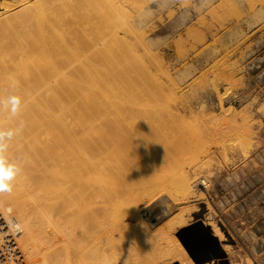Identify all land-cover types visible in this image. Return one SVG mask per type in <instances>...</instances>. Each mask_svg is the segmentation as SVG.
Wrapping results in <instances>:
<instances>
[{
  "label": "bare ground",
  "instance_id": "obj_1",
  "mask_svg": "<svg viewBox=\"0 0 264 264\" xmlns=\"http://www.w3.org/2000/svg\"><path fill=\"white\" fill-rule=\"evenodd\" d=\"M11 1V3L3 1L2 5L4 6L2 8L5 12L11 11V8L15 9L17 6L13 5L15 3L18 5L23 3V5L18 9L16 8L15 13L1 16L0 24L2 20L20 14L28 8L31 9L38 5L37 8L40 6L38 11H41L47 9V6L49 8L50 4L57 6L60 0L56 1L58 4L55 0ZM67 1L68 4L73 2V0ZM253 1L256 0H250L252 9L256 7ZM64 2L60 3L63 4ZM116 2V0H83L79 2L78 6L74 5L77 6V9H74L79 10V12H72L68 8L71 4H67L65 10L72 12V16L69 15L70 23L72 17L75 16L77 19V12L78 14L83 12L86 15L92 12L94 7V10H98L101 15L97 23L99 28L103 30H100L101 33L104 32L107 38L111 36L112 39L114 36V40L126 43L131 52L124 47L125 44L119 47L116 43L118 49L113 39L111 44H113V48L115 45L116 50L112 51L115 48H111L112 45L108 43L107 38L105 39L104 34H102L104 37H97L100 35L99 32L97 36L94 34V37L97 38L91 35L94 30L89 34L94 39L89 35L85 36V39L89 38V40L87 39V42L82 43L79 47L80 38L84 41L82 37L89 32V28L84 30L86 33L77 34L80 35V38L75 36L77 40L72 38L74 36L71 34L70 40V37H67L70 36L68 34L74 33L77 28L75 30L73 27L72 32H66L67 36L64 34L67 31L65 25L68 23V19H64V16L68 18V15L66 12H64L66 13L64 16L57 14V11L60 10L58 6L61 4L57 6V10L37 19V34L34 35L31 32L28 34L17 33L13 35V38L9 37L11 41L13 40L12 42H6L5 39L8 38L6 37L5 43L3 41L4 44L0 43V99L16 95L21 98L22 103V110L15 118H10L6 111L0 110V130L19 129L10 142L8 155L15 159L22 168L20 177L15 181L13 192L10 194L0 193V217L4 229L7 230L6 235L12 237L16 249L20 251L27 264H175L176 262L179 264H196L175 232L189 223L188 213L197 209V206L196 204L193 205L194 203L192 205L178 204H180L179 202L190 201L192 197H198V200L206 198L203 189H198V187L204 185L207 188L211 181L205 177L207 175L202 174V171L206 165L211 164V160L218 151L224 155V158L227 157L228 144H225L226 139L223 138L227 136L230 138L236 136L235 138H237V136L241 137L244 134V142L242 147L240 146L243 151H246V148L252 144L251 139L246 140V135L251 136L253 133L251 120L243 112L235 110L234 107L233 109L226 107L222 108V114L217 116L205 113L203 109H196L181 94L183 90L181 93L178 91L179 87L177 86L179 85H176L177 82L175 83L173 79L170 81L171 78L169 81L172 84L170 83L169 89H171L172 94L167 96L146 97L145 95L144 97L141 96V94L144 95V92L136 94L138 89L135 90L136 93L132 91L136 87L134 79L131 78L129 81L120 74L124 70L123 60L120 56L124 50H120L123 47L125 50H129L127 51L128 54L133 55L132 52H139V45L144 47L147 44L141 37L143 34L138 36V32L135 35L140 39L138 41L136 39V42L121 37V29L114 27L118 25L114 24L118 19L114 18L115 21L112 19L113 9L117 6L120 7ZM136 2L140 1L136 0ZM141 2V4H145L147 1ZM256 2L258 3V1ZM130 3L129 7H131ZM140 3L139 5H141ZM187 3L185 2L183 6ZM222 3L220 2V4ZM139 5H136L138 10L144 7V5L141 7ZM228 5L230 4H225L229 7ZM73 7L71 8L73 9ZM230 7L232 8V5ZM120 9L117 8L118 11ZM213 9L212 6L208 14L213 15ZM225 11L222 10L223 13ZM231 11L226 12L232 14ZM220 13L218 14L221 15ZM238 13L236 12V14ZM216 14L214 13L213 16ZM229 14L224 13V15ZM120 16L122 18L124 14ZM217 16L216 19H218ZM86 17H88L86 21L89 22L95 16L91 19L89 18L90 15ZM221 17L220 19H223L224 16L221 15ZM124 18L129 21L128 17ZM83 20H85V16ZM200 20L202 21V19ZM5 25L3 26L5 27ZM70 25L73 26L74 24ZM193 28L188 32H192ZM104 29L106 30L104 31ZM123 29L126 32L129 31L126 27ZM133 30L135 29L132 28ZM132 31H130L131 34ZM58 36L61 38L60 43L58 38V42L56 41ZM197 36L199 37V35ZM201 36L203 37V34ZM67 38L71 44L73 40H76L77 43L79 39L78 44H76L77 49L68 43ZM64 40L71 47L74 46V52L70 50L71 47L66 46ZM13 45L18 46V48L15 47L17 48L16 51L8 48L13 47ZM63 46L64 48L67 47L66 49L69 50V53L71 52L70 54L75 53L72 58L75 56L77 62H80L78 69L73 65V61H69L70 58L63 56ZM117 49L118 52H116ZM141 49L143 50V48ZM67 51L65 50V52ZM144 51L146 54V49ZM155 53L151 54L148 51V54L152 56ZM131 55L128 57L130 58ZM122 56L124 58L125 54ZM138 56L140 57L139 65L143 67L145 59L142 55ZM128 57L127 60H129ZM149 59L148 61H150ZM155 60L153 62L158 64ZM62 62L65 64L61 66L60 63ZM147 65L145 66L147 67ZM67 67L72 72L68 70L66 73L64 69ZM131 67H129L130 70H132ZM133 67L136 68V66ZM233 67L232 65V69ZM222 69L224 71L225 68L222 67ZM218 71L217 74L219 75ZM162 72L165 73L164 69ZM226 72H223V78ZM136 73H139V68ZM229 73L228 75L232 71ZM169 74L168 72L165 73L166 77ZM134 75L136 74H132V76ZM136 77L138 76L136 75ZM220 77L222 78V76ZM87 79H91L95 85L96 79H104L108 85L116 84L119 91L103 95V100L99 101L98 104L99 99L97 100L95 97L91 99V95H94L93 92L96 91L88 90L92 94H90L91 100L87 99L89 92L82 87V82ZM125 79L130 82V85L135 86L130 91L128 90L129 92L123 91L121 88V83L125 82V85L127 83L124 81ZM234 80L237 79L234 78ZM198 82L199 80L195 84ZM166 84L168 85V83ZM232 85L230 86L233 88ZM98 86L100 87V85ZM84 89L88 93L84 92ZM111 89L114 88L111 87ZM139 89L142 90L141 87ZM216 90L215 92H217ZM74 92L79 97L86 98L87 101L80 99L86 104L80 102V105L76 103L78 105L76 106L74 101L79 99L73 101V97H76ZM184 94L186 93L184 92ZM98 95L95 94L96 98ZM147 95L150 96L148 93ZM222 100L224 99L219 97L221 106L223 105ZM240 116L243 119L242 123L239 122ZM170 118H172L173 125L169 123L171 122ZM175 118L177 122L179 120V124L174 122L176 121ZM165 119L167 120L165 121ZM206 122L219 124L223 133H218V135L206 133V137H204L203 132H207L206 127H204V124H208ZM189 125H196L200 129L198 131L194 128L188 134L183 133L185 128L183 130L182 128L190 127ZM75 130L76 133H71ZM232 140L235 139L232 138ZM218 141L220 142L219 150L213 151L210 143L213 142L214 145V142L218 144ZM186 143L193 145L192 148L187 147ZM185 160H189L190 165L189 161L187 164L184 162ZM179 164L182 166L179 167ZM172 166L175 169H177L176 166L179 167L178 170L173 169L174 172H178L177 176V173H174L175 178L174 176L173 178L169 177L170 174L168 177L165 176L169 172L168 170L172 169ZM157 196L159 198L154 201L156 203L151 205L150 209L154 214L158 213V209L161 210L160 220L155 224L151 223L141 213L147 223L140 216V203L151 204V201ZM158 224L160 225L156 227ZM210 224L220 242L225 240L221 229L215 223ZM223 248L228 253L231 264H251L250 259L242 261L237 251L234 252L230 245H223Z\"/></svg>",
  "mask_w": 264,
  "mask_h": 264
},
{
  "label": "rangeland",
  "instance_id": "obj_2",
  "mask_svg": "<svg viewBox=\"0 0 264 264\" xmlns=\"http://www.w3.org/2000/svg\"><path fill=\"white\" fill-rule=\"evenodd\" d=\"M3 1L10 2L11 0H8V1L7 0H0V8H1L0 9V12H1L0 17L1 16L2 17L8 16L9 13H15L16 8L18 9V7L23 5V3L19 4V5H18V3H15V4H13V5H17L15 7V9L11 8L10 9L11 11L5 12L4 9L2 8L4 6V5H2ZM31 1L34 2L35 0H31ZM56 1H58V0H55V2ZM69 1H71V0H69ZM78 1L79 0H73V2H72V3H74L73 6L74 5L78 6L79 2H81L83 0H80L79 2ZM116 1H117L116 4L120 5L121 9L119 6L116 5L117 7L115 9H113L114 13L112 14L113 15L112 19H113V21H115V19H118L114 22V24H118V25H115L114 27H117L116 29H119V30L121 29L120 30L121 35H122L121 37H123V38L125 37L124 39L130 40L133 42L135 40V42H136V39H137V41L140 39V37H138V36H140L141 34H143V35L145 34L144 35L145 37L143 35H141V37L145 40L144 42L147 44V45H144L146 52H147L146 54H145V51H144L145 49H144L143 45H139L137 43L139 45L138 46L139 52L138 53H136L137 51L132 52L133 55H131V54H128L129 52H127L130 50V48H128L127 44L124 42H120V41L118 42V41L114 40L113 39L114 36H112V39L114 40L115 45H116V43H118L117 45L120 47V45L122 46V44L123 45L125 44L124 47L129 49V50H125V48H123V47H121L122 49L120 48L121 49L120 51H122V50H124V51H122L123 53H121V52H119V53H121L122 55L125 54V56H124L125 59L123 58L122 55H120L122 60L124 61V62L122 61L124 70L121 71L122 73L120 72V74L124 75L127 80L131 81V78H132L136 82L135 83L136 87H135V86L130 85V82H128L126 79L124 80V81H127L126 85H125V82L122 81L123 83H121L122 84L121 88L123 91L126 90V92H129L131 90V88L135 87L134 90H132V91H134L135 93L137 91L136 94H141L144 92L143 93L144 95L141 94V96H144V97H145V95H146V97H155V96L158 97V95L160 97L161 96H167L171 93V89H169L170 88L169 86H171L172 82H170V81L174 80L175 83L177 82L176 85L177 84L179 85V86H177V87H179L178 91H180V93H181V91L183 90L181 94H183L189 100V102L191 103V105L194 108L201 109V110L203 109V111H205V113L215 114L218 116V115L222 114L221 113L222 108L224 109V108L228 107V108L233 109V107H234L235 110L240 111L241 113L243 112V114L246 117H249V119L251 120L253 133L251 134L252 137L250 135L249 136L246 135V140L251 139L252 144L250 146H248V148H246V151H243L241 148L242 144L244 142V140H243L244 134L241 137L237 136V138H235L236 136H233L231 138L227 136L226 138H223L224 140L226 139L225 144H228L227 149H226V155H227L226 158H224V155L218 151L219 146H220L219 141H218V144H217V142H216V144L214 142V145L212 144L213 142L210 143V146L212 145L211 146L212 150L218 151V152H217L216 156L211 160V164L206 165L204 167L205 169L203 168L202 174L207 175L205 177H208V179H210L211 184L207 188L204 187V185H199V187H198V189L199 188L203 189V191L205 192L206 198L198 200V197L197 198L192 197L190 201L179 202L180 204H178V205H183V204L192 205L193 203H194L193 205L196 204L197 209L192 210L190 213H188V220H189L188 224L195 222L196 220H203V222L206 225L210 226L211 232L213 234H215L213 227L210 224V223H212V224L215 223L221 229V231L223 232L224 237H225V240H223L222 242H220V240H219L222 247H223V245H230L231 249L234 252L237 251V254L241 257L242 261L250 259L252 261L251 264H264V0H256V1H258V3L256 1L255 2L253 1V4L254 3L256 4V7L253 9L250 6L252 4L250 2V0H188V1L182 0V3H180L181 0H146L147 2L145 4H141V3H144V2H141L143 0H137V1H140L141 3L136 2V0H133V1L132 0H129V1L125 0L128 3L125 1H121V0L120 1L116 0ZM225 1L226 2L229 1V2L226 3ZM11 2H13V1H11ZM60 2H64V1L63 0L58 1L59 4L56 2L58 5L61 4L60 6H58L55 3V5L58 6V9L60 7V10L57 11V14L59 13L58 14L59 16H61L63 14V16H64L67 13L68 18H67V16H64V19H66V20L68 19L67 22L69 23V17H70L69 15L72 16L73 11L76 13V11L79 12V10H76L77 6L73 7L72 3L68 4L67 0L63 3L64 5ZM77 2H78V4H77ZM130 2L131 3L134 2L132 4L133 5L135 4V5L133 6ZM183 2L184 3L189 2V3H187V5L183 6V4H184ZM220 2H223V3L220 4ZM224 2L226 5L227 4L232 5V8L230 7V5H228L229 7L225 6ZM129 3H130L131 7H129ZM139 3L142 6L144 5V7H141V5H139ZM217 3L219 5H216ZM67 4L68 5L71 4L70 6L73 7V9L70 6H68ZM62 5H63V8H61ZM66 5L68 6L69 9H71L72 12H70V10L68 11L67 9H66L67 11L65 10V7L67 8ZM136 5H139L141 7V8H139L140 10H138V6H136ZM37 6L32 7L31 9L28 8L20 14L13 15L12 17H9V18L2 20V22L0 24V40H1L0 43L1 44L5 43L4 39L6 37H8L7 40L5 39L6 42L11 41L10 38H13V35L17 34V33H23V34L27 33L28 34V32L29 33L31 32V33H34V35H35V33L37 32V21H38L37 19L42 18L45 15L50 14L52 11L57 10V6H54L51 4L49 5V8L47 6V9H45V10L43 9L44 11L43 10L38 11L40 6L38 8H37ZM212 6L214 8L213 9L214 13L218 14L221 12L220 14L222 16H224L223 19H220L222 17L219 14H218L219 17L217 16V14H216V16L220 21L218 19H216V16H213L214 15L213 12H212L213 15L208 14V11L212 8ZM102 7H103V4H102ZM122 7H124L125 9ZM132 7H133V9H132ZM226 7H227V9H225ZM35 8H37V10H35ZM74 8H76V9H74ZM117 8H119L120 10L118 11ZM220 8H222L223 11L224 10H226V11L232 10L231 12L233 15L231 13L230 14L227 13L226 11L224 13L229 14V15H224V13L222 12V10H220ZM229 8H231V10H228ZM95 10L93 7L92 12L94 11L93 12L94 14L97 13L96 15H94V14L92 15V12H90L91 14L89 13L86 15L83 12H81V14L80 13L78 14V12H77V15H76V16H78L77 19L74 16V14H75L74 13L73 14L74 17H72L71 19L73 20L75 18L78 21V23H76L77 22L76 20H73V21H75L73 23L72 20L70 19V23L68 26V23L65 22V23H67V25H65V28H67V31L64 32V34H66V36H67L66 32H72L71 29L73 30V27H74V29L77 28V30L75 29L76 30L74 32L75 34L74 33L68 34L70 36H67V37L68 38L70 37L69 38L70 40H71L72 36H74L72 38L77 40V38H80L79 37L80 35H77V34H81L82 32L86 33L84 30L89 28V30H88L89 32L86 33L87 35L84 34L83 37L81 36L84 39V41L81 38H80V41L78 39L79 44L81 43L80 45H78L79 47L82 45V43H86L87 39L89 40V38H87V39H85V38L91 33L92 30H94V32H95L94 33L92 31V33H91V35L93 37H94V34H95V36H97V35H99V33H100V35L97 37H101V36L104 37V35H105L104 32L101 33V31H103V30H101V28H99V25H97L99 17L101 16L100 12L98 10H96V11ZM169 10H170V12H169ZM171 10L173 11L172 12L173 14L171 13ZM217 10H218V12H217ZM127 11H129V12H127ZM64 12H66V13H64ZM68 12H70V14H68ZM122 12H124V13H122ZM174 12H175V14H174ZM236 12L237 13L241 12V13L236 14ZM123 14H124V17H128L129 21L126 20L127 18H124V17H122L123 19L121 18L120 15L123 16ZM87 15L91 16V17H89L90 19L93 18L94 16L95 17H94V19H91V20L89 19L90 21L88 22V21H86L87 20L86 18H88V17H86ZM236 15H237V17H236ZM84 16H85V20H83ZM200 19H202V21ZM66 20H64V21H66ZM92 20H94V21H92ZM121 20H123V21H121ZM223 20H225V21H223ZM226 20H227V22H226ZM117 21H120V22H117ZM90 22H92V23H90ZM127 22H128V25H127ZM87 23H89V24H87ZM70 24H74V25L71 26ZM81 24H82V26L83 25H85V26L82 27ZM202 24H203V26H202ZM3 25H5V27ZM86 25H89V26H86ZM90 26H92V27H90ZM96 26H98V27H96ZM151 26L152 27L154 26V27L152 28ZM222 26H224V27H222ZM125 27L128 28L129 31H127V32L124 31L123 28H125ZM190 27L191 28L194 27L192 29V32H188L191 29ZM79 28H80V31H78ZM132 28L135 30L132 31ZM199 29H201L200 30L201 32L199 31ZM203 29H204V31H203ZM96 30H97V32H96ZM105 30L106 29H104V31ZM195 30H198V31H195ZM130 31H132L133 35L131 34ZM140 31H141V33H140ZM137 32H138V34H137ZM64 34L62 35L63 39L65 37ZM71 34H73V35L71 36ZM102 34H104V35H102ZM135 34H137L138 36H136ZM202 34H203V37L201 36ZM91 35H89V36L92 39L97 38V37L93 38ZM197 35H199V37ZM75 36L77 38H75ZM133 37H134V39H133ZM222 37H224V38H222ZM26 38H29V37H26ZM57 38H58L59 43H60L61 38L59 36L56 37V41H57ZM106 38H107V36L105 35V39ZM112 39H111V36H109L107 38V41L109 44L113 43ZM194 39H196V40H194ZM223 39L225 42L223 41ZM65 40H64V42H65ZM70 40L68 41V43L70 45H74L75 49H77L78 46L76 47V44H78V41L76 43V40L72 39L73 41L71 44ZM200 40H203V41H200ZM221 40H222V43H221ZM73 43H75V44H73ZM119 43H121V44H119ZM223 43H226V44H223ZM229 43H230V45H229ZM65 44L67 47L68 46L71 47L70 45L67 44V41L65 42ZM227 44L229 45V47H227L228 46ZM111 45H112L111 48L114 49L115 45H114V48H113V44H111ZM117 45H116V47H117ZM188 45H189L190 49L188 48ZM64 46H63L64 50H62V51H64L65 55L63 54V56L70 58L71 60H69V61H73V63H74L73 65H75V67H77V69H78L79 68L78 63H80V62H77L78 60H76L74 58L75 56L72 58L73 54H75V53L70 54L71 52L69 53V50L67 51V49H66L67 47L64 48ZM74 46H72L70 48V50H72L73 52H74ZM175 46H177L178 48ZM192 46H194V47H192ZM11 47H8V48L12 49V51L18 48L17 45L16 46L13 45L14 48L13 47L11 48ZM15 47H17V48H15ZM179 47L181 50L179 49ZM141 48H143V50ZM118 49L116 52L119 51ZM65 50L67 52H65ZM115 50H116V48L112 51H115ZM177 50L179 51V53ZM148 51L151 54H153V52H156L155 53L156 55L154 54L152 56V55L148 54ZM181 51H182V53L180 54ZM130 52H131V50H130ZM183 53H184V55H182ZM147 54H148V56H147ZM67 55L68 56L71 55V56L68 57ZM128 55H131L130 58L128 57ZM138 55H142L145 59V64L143 65V67L139 65V62H140L139 58L140 57ZM127 57L129 58V60L126 59ZM143 57H141V58H143ZM149 57H150V59H149ZM63 58H65V57H63ZM137 58H138V60H137ZM148 59L150 61H148ZM153 59L154 60L156 59L155 61H157L158 64H156V62L154 63ZM129 62H130V64H129ZM151 63H153V64H151ZM226 63H227V65H226ZM60 64L62 66V64L64 65L65 63L62 62ZM145 65H147V67ZM232 65L234 66L233 69H232ZM133 66H136V68L137 67L139 68L138 74L136 73V71H138V68L136 70V68ZM228 66H230V67H228ZM129 67H131L132 70H130ZM141 67L144 69H142ZM222 67L225 68L224 71H223ZM227 67H228V69H227ZM134 68H135V70H134ZM146 68H147V70H146ZM163 69H164L165 73H167V72H168V74L170 73L169 74L170 77H169V75H168V77H166L165 73L162 72ZM64 70L66 71V73H68V70L70 72H72L69 67L65 68ZM142 70H144V71H142ZM217 70H219L218 73L220 76H222V78L217 74ZM230 70L232 71V73ZM222 71L223 72L227 71L225 73L226 78L225 77L223 78L224 75H222L223 74ZM131 73L136 74L138 77H136V75H134L135 77L132 76ZM161 73H163V74L161 75ZM228 73L230 75H228ZM140 74H141V76H140ZM227 75H228V77H227ZM203 76H204V78H203ZM213 76L215 79L213 78ZM216 76H218L219 78H217ZM229 76H231L232 79H230L231 77H229ZM156 78H158V79H156ZM170 78H171V80L169 81ZM234 78L237 80H234ZM195 79H196V81L199 80V82L197 84H195V82H196ZM226 79H229V80H226ZM240 80H243V81H240ZM104 81H106V80L96 79V82H97L96 85L91 79H87V80L82 82L83 83L82 87L85 88L86 91H88L90 89L92 90V92L96 91V92H93L94 95H91L92 98L90 97V94H92V92L88 91L89 96L87 99L91 100L95 97V99H97V100L99 99L98 100V104H99V101L103 100V97H104L103 95H105V94L107 95V93L111 94L112 92L119 91V88L116 86V84L108 85V82H104ZM201 81H202V83H201ZM227 81H230V82H227ZM174 82H173V84H174ZM241 82H242V84H241ZM157 83H159V84H157ZM166 83H168V85ZM239 83H240V86H238ZM138 84H139V86H138ZM226 84H228L227 85L228 87L226 86ZM232 84H234V85H232ZM98 85H100V87ZM215 85H216V87H215ZM230 85H232L233 88ZM96 86H98V87H96ZM111 87L114 89L112 90ZM139 87H141L142 90H140ZM155 87H156V90H155ZM228 88H229V90H228ZM85 89H84V92H86ZM136 89H138V90H136ZM224 89H225V91H228V92H226L228 94L225 93ZM108 90H110V91H108ZM215 90L217 92H215ZM160 91H161V93H159ZM88 92H86V93H88ZM97 92H99V93H97ZM184 92L186 94H184ZM86 93H85V95H86ZM147 93L150 96H148ZM219 93L221 94V96ZM95 94H96V96L99 94L97 98H96ZM222 94H223V96H222ZM74 95H76V93ZM218 96L222 97V99H224V100H222V103H223L222 106L219 103V97ZM76 97H79L78 94L76 95ZM76 97L75 96L73 97V101L76 99H79V100L74 101V104L78 103L80 105V102L83 103L82 102L83 99H86L84 97L81 98V96L79 98H76ZM80 99L82 101H80ZM87 99H86V101H87ZM83 104H86V103L84 102ZM76 106H78V105L76 104ZM81 106H83V105L81 104ZM167 119H165V121ZM170 119H171V122H169V123H172V118H170ZM174 120H176V118ZM174 122L179 124L178 123L179 120H178V122H177V120ZM239 122L240 123L243 122V119H241V116L239 117ZM167 123H168V121H167ZM206 123H208V124H204L205 125L204 127H206L207 132L204 130L205 131V132H203L204 137H206V133L215 134V135H218V133H223L219 124L218 125L212 124L211 122H206ZM172 125H173V123H172ZM168 126H169V124H168ZM195 126L196 125H193V126L191 125L190 127H188V126L183 127L182 130L185 128L183 133L188 134L189 131L191 129H194V128H196V130L198 129V131H199V129H200L198 127L199 125L196 127ZM170 127H171V125H170ZM177 127H178V125H177ZM204 127H202V128H204ZM71 133H76V130L72 131ZM238 137H239V139H238ZM232 138L235 140H232ZM240 139L242 140V142ZM220 140H221V138H220ZM187 144L188 143H186V145ZM192 146L193 145H190V144L187 145V147H189V148H192ZM189 160H187V161H189ZM187 161L185 160L184 162L187 163ZM188 163L190 165V161ZM185 165H183V166H185ZM173 166H172V169L168 170L169 172L166 173L165 176L168 177V175L170 174L169 177L173 178V176H174V178H175L178 175V172L175 171L177 174L174 172L173 169H175V168H173ZM178 166L180 167L182 165L179 164ZM178 166H176L177 169H175V170H178V168H179ZM174 173L176 174V176ZM198 189H197V192H198ZM158 198H159L158 196L156 198H154L151 201V204L149 203L146 205L143 202L140 203L141 209H140L139 213H140V216L143 220H145V219L141 214L142 209H145L146 207H150L151 205L155 204L156 202H154V201ZM159 225L160 224H158L156 227H158ZM178 230L175 232L176 236H177ZM217 238L219 239L218 236H217ZM178 239H179V237H178ZM180 242H181V240H180ZM226 259L228 261V264H231V261H230V258H229V255L227 252H226ZM207 263H209V264H220L218 259H211Z\"/></svg>",
  "mask_w": 264,
  "mask_h": 264
},
{
  "label": "water",
  "instance_id": "obj_3",
  "mask_svg": "<svg viewBox=\"0 0 264 264\" xmlns=\"http://www.w3.org/2000/svg\"><path fill=\"white\" fill-rule=\"evenodd\" d=\"M151 207L144 209L142 214L147 220L155 224L160 220L161 210L158 209V213L154 214V212H151ZM177 236L197 264H204L211 259H218L220 264H228L226 252L219 239L203 220H196L180 228ZM175 264L179 263L176 262Z\"/></svg>",
  "mask_w": 264,
  "mask_h": 264
},
{
  "label": "clouds",
  "instance_id": "obj_4",
  "mask_svg": "<svg viewBox=\"0 0 264 264\" xmlns=\"http://www.w3.org/2000/svg\"><path fill=\"white\" fill-rule=\"evenodd\" d=\"M0 110L6 111L10 118L17 117L22 110L21 98L10 95L0 99ZM19 129L0 130V193H12L15 181L20 177V164L8 155L10 142Z\"/></svg>",
  "mask_w": 264,
  "mask_h": 264
},
{
  "label": "built area",
  "instance_id": "obj_5",
  "mask_svg": "<svg viewBox=\"0 0 264 264\" xmlns=\"http://www.w3.org/2000/svg\"><path fill=\"white\" fill-rule=\"evenodd\" d=\"M6 233L0 217V264H27L20 251L16 249L12 237Z\"/></svg>",
  "mask_w": 264,
  "mask_h": 264
}]
</instances>
